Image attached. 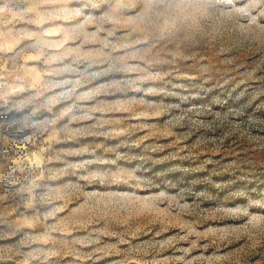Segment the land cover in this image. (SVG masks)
I'll use <instances>...</instances> for the list:
<instances>
[{
    "label": "rangeland",
    "instance_id": "obj_1",
    "mask_svg": "<svg viewBox=\"0 0 264 264\" xmlns=\"http://www.w3.org/2000/svg\"><path fill=\"white\" fill-rule=\"evenodd\" d=\"M0 264H264V0H0Z\"/></svg>",
    "mask_w": 264,
    "mask_h": 264
}]
</instances>
